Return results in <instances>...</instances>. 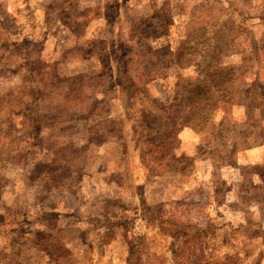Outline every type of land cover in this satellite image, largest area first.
Here are the masks:
<instances>
[{"label":"rangeland","instance_id":"rangeland-1","mask_svg":"<svg viewBox=\"0 0 264 264\" xmlns=\"http://www.w3.org/2000/svg\"><path fill=\"white\" fill-rule=\"evenodd\" d=\"M0 264H264V0H0Z\"/></svg>","mask_w":264,"mask_h":264}]
</instances>
